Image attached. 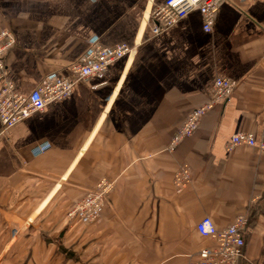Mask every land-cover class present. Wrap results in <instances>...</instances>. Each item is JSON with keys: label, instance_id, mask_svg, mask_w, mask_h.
Wrapping results in <instances>:
<instances>
[{"label": "crops", "instance_id": "1", "mask_svg": "<svg viewBox=\"0 0 264 264\" xmlns=\"http://www.w3.org/2000/svg\"><path fill=\"white\" fill-rule=\"evenodd\" d=\"M165 1L0 0L19 94L48 75L74 77L93 37L136 47L7 131L0 122V264H188L212 244L197 231L202 217L224 228L240 214L250 224L235 264H264V153L226 149L236 133L264 131V0L221 1L210 32L194 9L153 34L151 11ZM220 76L237 82L233 97L168 151ZM182 164L191 180L178 192ZM102 179L114 186L101 220L70 217Z\"/></svg>", "mask_w": 264, "mask_h": 264}, {"label": "built area", "instance_id": "2", "mask_svg": "<svg viewBox=\"0 0 264 264\" xmlns=\"http://www.w3.org/2000/svg\"><path fill=\"white\" fill-rule=\"evenodd\" d=\"M221 1L223 0H166L151 11V18L154 22L152 32L160 34L166 31L194 9L202 14L203 29L210 32L213 29ZM14 43L15 37L9 30L0 31V122L3 131H7L33 113L43 110L47 105L65 99L73 92L78 81L92 75H102L111 63L125 55L134 54L136 48L126 43L105 46L99 42L97 37H93L85 53L71 65L74 77L56 78L54 75H48L31 93L22 95L15 90L14 84L8 78V70L4 61L6 52ZM236 86L235 80L222 76L217 77L214 81L211 100L191 112L172 137L167 150L174 151L185 138L192 136L198 129L202 116L216 103L229 101L235 93ZM238 146L254 147L264 153V131L259 137L253 132H239L232 135L226 144V149L232 151ZM47 147L48 145L39 147L38 154L43 153ZM190 180V167L182 164L175 174L176 190L182 192ZM112 183L106 179L101 180L94 189L86 193V196L75 202L69 216L80 218L85 223L99 219L106 204L107 194L113 186ZM249 224V216L240 214L230 225L218 228L212 217L205 215L199 220L196 228L198 233L211 240L212 244L192 253L188 264H235L242 255Z\"/></svg>", "mask_w": 264, "mask_h": 264}, {"label": "rangeland", "instance_id": "3", "mask_svg": "<svg viewBox=\"0 0 264 264\" xmlns=\"http://www.w3.org/2000/svg\"><path fill=\"white\" fill-rule=\"evenodd\" d=\"M166 148H167V147H166ZM102 180H103V179H102ZM106 180H107L109 183H112V181H110V180H108V179H106ZM112 184H113V186H114V183H112ZM113 186H112V188H113ZM112 188H111V190H112ZM111 190H110V191H111ZM89 191H91V190H89ZM89 191H87V192H89ZM110 191L108 192V194L110 193ZM87 192H86V193H87ZM86 193L84 194V196H86ZM108 194H107V196H108ZM84 196H83V197H84ZM83 197H82V198H83ZM82 198H81V199H82ZM81 199H79L78 201H80ZM78 201H76V202H78ZM74 206H75V203H74V205L71 207V209H72ZM103 208H104V207H103ZM71 209H70V211H71ZM70 211H69V212H70ZM102 211H103V209H102ZM102 215H103V214H101V217H100L99 219H96V220H94V221H92V222L100 221L101 218H102ZM70 217H71V216H70ZM79 219H80V218H79ZM80 221H81L82 223H84V224H90V223H92V222H90V223H85V222H83L81 219H80Z\"/></svg>", "mask_w": 264, "mask_h": 264}]
</instances>
